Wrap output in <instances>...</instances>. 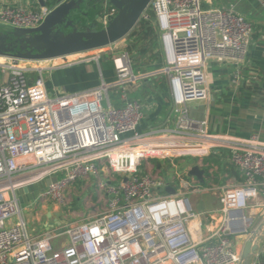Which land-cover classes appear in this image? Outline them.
<instances>
[{
	"label": "built area",
	"instance_id": "2783aa9c",
	"mask_svg": "<svg viewBox=\"0 0 264 264\" xmlns=\"http://www.w3.org/2000/svg\"><path fill=\"white\" fill-rule=\"evenodd\" d=\"M16 1L0 2L1 27L36 28L51 9ZM257 2L264 11V0ZM205 4L212 0H151L141 19L153 15L163 66L135 73L129 53L115 52L114 44L77 53L83 60L111 56L115 73L80 92L51 94L42 68L0 55V264H241L236 241L252 224L245 211L264 208V139L259 132H212L206 119L189 115L188 103L208 99L211 62L244 63L253 26L234 3ZM116 13L105 2L93 23L103 28ZM160 73L172 103L161 122L141 130L145 105L130 88ZM240 79L236 69L231 82L236 87ZM222 151L240 181L203 187L190 168L211 178L216 166L203 160ZM183 156L198 159L184 164ZM92 178L101 205L93 203L91 214L30 232L23 210L45 227L48 210L67 203L64 192ZM199 192L216 196L219 208L195 212ZM195 219L203 225L199 233ZM249 264H264V247Z\"/></svg>",
	"mask_w": 264,
	"mask_h": 264
},
{
	"label": "crops",
	"instance_id": "0c3cea01",
	"mask_svg": "<svg viewBox=\"0 0 264 264\" xmlns=\"http://www.w3.org/2000/svg\"><path fill=\"white\" fill-rule=\"evenodd\" d=\"M3 1L9 4L17 3L16 0H0V2ZM29 2L31 6H38L36 0H29ZM212 3L216 4L215 6L229 3L236 4L237 10L252 23L253 33L245 61L240 67H236L230 62H211L209 64V97L206 101L189 102V115L197 119H206L212 132H230L242 137L259 132L264 139V21L261 18L264 11L257 0H212ZM205 6L207 7L206 4ZM153 25L155 26L154 20ZM155 29L160 44L157 28L155 27ZM74 55L77 58H74ZM82 57L84 55L73 54L68 57L36 61L37 65L35 66L42 68L46 90L51 94L60 91L80 92L97 86L101 77L105 81L114 79L115 73L110 56L101 55L98 61L87 58L83 60ZM75 59L78 60L74 61ZM102 64L109 65V67L103 69ZM163 64L162 55V59H159L153 67H148L144 71L138 70L137 73L151 71L152 69L156 70L158 69L156 66L161 67ZM236 69L241 73L242 79L235 87L231 79ZM31 76L34 77L35 73ZM150 79L149 77L143 81L141 80V82L132 85L130 88L132 97L144 100V118L139 126L141 130H149L155 127L158 122H161L160 120H163L166 116L172 103L167 76H165V82L158 84L159 86L154 89L155 97L149 96L148 93H151V89L146 93L144 91ZM203 162L216 166V170L211 176L213 181L217 180L218 177H225L227 179L226 183L229 184L240 181L237 171L229 162L226 151H222L220 154H211L205 157ZM208 175L205 173L204 181L201 182L202 186H207L205 183ZM209 196L215 199L214 196ZM245 213L252 218L249 230H252L264 220V208L262 207L253 208L250 206ZM202 229L203 225L201 226ZM247 236V234H242L237 238L236 242L239 249H242ZM261 247H264V241L260 243Z\"/></svg>",
	"mask_w": 264,
	"mask_h": 264
},
{
	"label": "water",
	"instance_id": "95a60500",
	"mask_svg": "<svg viewBox=\"0 0 264 264\" xmlns=\"http://www.w3.org/2000/svg\"><path fill=\"white\" fill-rule=\"evenodd\" d=\"M40 6H46V0H36ZM87 0H54L49 13L36 28H11L0 26V47L9 41L17 43L19 50L6 55L21 60L40 61L67 55H73L106 47L126 37L140 21L143 12L151 0H102L116 8L117 13L110 18L107 26L97 28L94 23L82 24V19L75 17ZM75 17V18H74ZM11 50H13L11 48ZM159 166V163H157ZM205 170L193 165L189 174L203 183ZM56 181V178H52ZM49 183V180H46ZM27 191V189H24ZM166 191L173 193L171 187ZM62 208L57 212L48 210L45 228L60 226ZM59 231V230H58ZM248 236L241 250V264H249L252 253L264 241V220L255 228L248 230Z\"/></svg>",
	"mask_w": 264,
	"mask_h": 264
},
{
	"label": "rangeland",
	"instance_id": "374dc122",
	"mask_svg": "<svg viewBox=\"0 0 264 264\" xmlns=\"http://www.w3.org/2000/svg\"><path fill=\"white\" fill-rule=\"evenodd\" d=\"M215 5L216 4H214V3H212L211 5L207 4V6H215ZM261 18L264 21V12L262 13ZM83 20H84V17L82 18V21ZM82 24H83V22H82ZM96 27L100 28L101 25L99 23H96ZM131 32H133V30ZM130 33L126 37L121 39L120 41L116 42L111 47L117 53H121V52H123V50L127 51L129 53L130 59L132 62V68H133V71L135 73H137L138 70L144 71V70H147L148 67H153V65L156 62H158V61H156L157 59H159V58L162 59L163 54H162L161 46L159 44L158 39L151 40L146 45V46H148L146 52H143L142 49L145 47L144 44L139 42V41L134 44L135 36L133 37V35ZM104 50L105 49L100 50V52L104 51ZM106 50H108V49H106ZM95 53H98V51L94 50V51L88 52L86 54H95ZM0 61H2V60L0 59ZM20 64L26 65V66L37 65L36 61H30V60H22L20 62ZM107 67H109V65L107 66L106 64H102L103 69H105ZM159 67H157V68H159ZM148 71H150V70H148ZM156 75H159V76H156ZM152 76H156V77H152ZM0 77H1V74H0ZM149 77L151 79L149 80L147 87L144 89V91L146 93V92H149V89H151V93L149 92L148 94H150L149 95L150 97H155V93L153 91H154V89H156L157 86H159L158 84L163 83V81L165 82V76H164V74L160 73V74H152ZM154 78H157V79H154ZM143 80L144 79H142V81ZM141 102L143 103L144 100H141ZM103 107L104 108L107 107L106 100L103 101ZM197 159L198 158H193L191 156H183L181 160L184 161V164H193ZM219 171L221 172V170H219ZM226 180L227 179L225 177H222V178L218 177L217 180H215V181H213L211 178H208L205 184H208L209 182H213L216 185L221 186V185L226 183ZM38 187H39V185L36 184L35 190L38 189ZM70 188L71 189L64 192L65 195L67 196V198H66L67 203H65V205L63 207H61L63 213L60 216V219L64 223H72L74 221H80L82 219H85L86 216L91 214L90 207H91L92 203H94L96 205H101V201L100 202L98 201L96 203L97 196L93 195L94 192L96 191V183H95V180L93 178L88 184L84 185L83 182H78L76 185L74 184V188H73V186ZM67 193H69V195H67ZM24 205L25 204H22V207ZM194 205H195V212H202L206 209H218L220 206L218 198L216 196L214 199V198H211L209 196V194L204 193V192H199L194 196ZM38 211L43 214V212L45 211V208H43V209L38 208ZM22 212L25 215L27 225L30 229V232H31V227L37 228V232H40L41 230L45 229L44 226L39 225L37 223H33V221L31 220V216H34L35 212H33L30 209H25ZM29 213H31V214H29ZM65 238H66V236H61V237L55 239L54 243L56 244L60 239H65Z\"/></svg>",
	"mask_w": 264,
	"mask_h": 264
},
{
	"label": "trees",
	"instance_id": "16d2710c",
	"mask_svg": "<svg viewBox=\"0 0 264 264\" xmlns=\"http://www.w3.org/2000/svg\"><path fill=\"white\" fill-rule=\"evenodd\" d=\"M53 4H54V0H50L47 2V5L51 6ZM102 5L103 4L101 2H98L97 4H94L93 6H91V5L86 6V9H87L86 11H88V14H86V16L84 17V20L82 21L83 25L90 23V22L93 23L94 19L102 11V9H103ZM149 16L150 17L148 20L141 19L137 23L136 27L133 29V32L130 33L133 35V37L135 36L134 44L138 41L144 44L145 47L142 49L143 52H146L147 47H148L146 45L151 40L158 39V35L156 33L155 26L153 25V15L149 14ZM159 59H157L156 61H159ZM156 67H159V66H156Z\"/></svg>",
	"mask_w": 264,
	"mask_h": 264
},
{
	"label": "flooded vegetation",
	"instance_id": "af4514ba",
	"mask_svg": "<svg viewBox=\"0 0 264 264\" xmlns=\"http://www.w3.org/2000/svg\"><path fill=\"white\" fill-rule=\"evenodd\" d=\"M98 2L102 3L103 1L102 0H87L85 3H83V5L81 7L82 10L80 12L75 13V17H77L76 19L80 20L83 17H85L86 14H88V11H86L87 10L86 6H90V5L93 6L94 4H97ZM3 45H4V47L1 46L0 51L6 55L19 50V45L17 43H12L11 45H9V41H6L5 44H3ZM11 48L13 50H11Z\"/></svg>",
	"mask_w": 264,
	"mask_h": 264
},
{
	"label": "bare ground",
	"instance_id": "6f19581e",
	"mask_svg": "<svg viewBox=\"0 0 264 264\" xmlns=\"http://www.w3.org/2000/svg\"><path fill=\"white\" fill-rule=\"evenodd\" d=\"M1 60H3L2 58H0ZM191 223H193L191 226H192V229H194V231H196V233H199L201 231V226L202 224L199 222V220L195 219L193 220ZM196 237H198V235H195Z\"/></svg>",
	"mask_w": 264,
	"mask_h": 264
}]
</instances>
